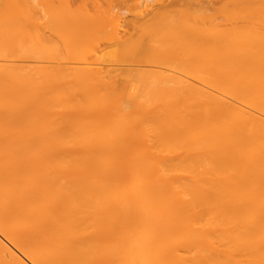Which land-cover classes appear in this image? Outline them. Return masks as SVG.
Segmentation results:
<instances>
[{
  "label": "bare ground",
  "instance_id": "6f19581e",
  "mask_svg": "<svg viewBox=\"0 0 264 264\" xmlns=\"http://www.w3.org/2000/svg\"><path fill=\"white\" fill-rule=\"evenodd\" d=\"M43 1L0 0V264H264V0Z\"/></svg>",
  "mask_w": 264,
  "mask_h": 264
},
{
  "label": "rangeland",
  "instance_id": "374dc122",
  "mask_svg": "<svg viewBox=\"0 0 264 264\" xmlns=\"http://www.w3.org/2000/svg\"><path fill=\"white\" fill-rule=\"evenodd\" d=\"M29 1H31V0H29ZM34 1H35V0H34ZM36 1H37V0H36ZM39 1H40V0H39ZM41 1H43V0H41ZM47 1H50V0H47ZM47 1L44 0L43 2H44V3H47ZM51 1H52V0H51ZM55 1H56V0H55ZM58 1L60 2V3H59L60 6L62 5L61 7H65V5L67 6V5L70 4V2H71L70 0H57V2H58ZM72 1H73V0H72ZM66 2H67V4H66ZM68 2H69V3H68ZM57 4H58V3H57ZM189 72H190V71H189ZM190 73H191V72H190ZM213 73H214V72H213ZM191 74H192V73H191ZM195 74H196V73H195ZM199 74H201V73H199ZM210 74H212V72H211ZM196 75H197V74H196ZM200 76H201V75H200ZM205 76H208V74L206 73ZM211 76H212V75H211ZM211 76H209V77H211ZM213 76H214V74H213ZM213 76H212V77H213ZM215 77H216V76H215ZM213 78H214V77H213ZM212 82H213V81H212ZM193 83L196 84V81H193ZM199 83H200L201 85H200ZM202 83H203V82H202ZM202 83H201V81H198V83H197L196 85H198L199 87L202 86V88H203V84H202ZM251 87H252V86H251ZM254 88H255V89H254ZM253 89H254L255 91H258L259 88H257V86H256V87L254 86V87L251 89L252 92H253ZM256 89H257V90H256ZM248 90H250V89H248ZM242 91H243V90H242ZM251 91H247V90H246V92H245V90H244V91H243V93H245V94H244V98H245V100H246L247 102H249V103H254V102L256 103V101H258L259 98H257V100L255 101V99H254L255 97L253 96L254 94H253ZM255 91H254V92H255ZM250 92H251V93H250ZM256 93H257V92H255V94H256ZM260 93H261V90L259 89V91H258V95H259ZM240 94H241V93H240ZM258 95H257V96H258ZM259 96H260V95H259ZM262 97H263V96H262ZM260 98H261V97H260ZM261 99H262V98H261Z\"/></svg>",
  "mask_w": 264,
  "mask_h": 264
}]
</instances>
